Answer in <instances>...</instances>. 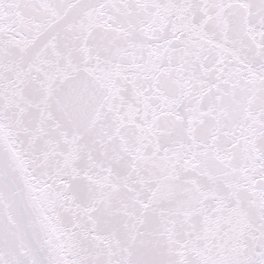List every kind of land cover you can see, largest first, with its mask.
I'll list each match as a JSON object with an SVG mask.
<instances>
[{
    "label": "snow or ice",
    "instance_id": "obj_1",
    "mask_svg": "<svg viewBox=\"0 0 264 264\" xmlns=\"http://www.w3.org/2000/svg\"><path fill=\"white\" fill-rule=\"evenodd\" d=\"M0 264H264V0H0Z\"/></svg>",
    "mask_w": 264,
    "mask_h": 264
}]
</instances>
